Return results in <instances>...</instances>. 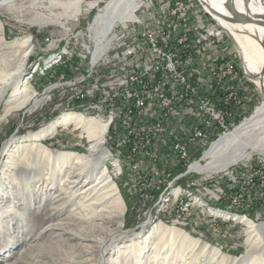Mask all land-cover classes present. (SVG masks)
<instances>
[{
	"label": "rangeland",
	"instance_id": "1",
	"mask_svg": "<svg viewBox=\"0 0 264 264\" xmlns=\"http://www.w3.org/2000/svg\"><path fill=\"white\" fill-rule=\"evenodd\" d=\"M109 1L15 0L0 4V75H12L17 72L21 63L24 64L15 86L6 91L0 103V114L8 103L17 104L25 97L13 95L17 86L23 87L26 84L30 97L28 103L0 121V264H75L78 261L83 264H99L96 252L101 242L106 240V236L113 233L103 254L106 263L111 254H117L119 247L132 244L136 247L130 249L137 250L138 244L145 241L146 236L153 231L154 225L160 221L192 239L209 243L210 249H217L219 254L199 253L201 249L189 252L186 248L188 244L185 245L187 241L180 243L182 247H177L175 255L179 260H175L174 255H169L170 242L167 241L164 250L154 258L155 261L158 260L155 264H251L254 256L256 264H264V195L257 198L248 197L245 205L230 208L229 195L240 192V186L238 188L237 184H234L222 188L209 181L226 170L239 174L248 170L254 160L264 159V147L249 148L248 157L225 168H214L210 171L201 169V166L212 160L205 158V152L211 145L245 121L256 107L264 102L260 85L261 75L249 72L246 58L247 51L252 52L256 58L260 55L247 43L245 37L240 42L237 41L234 38L236 28H227V20L216 16L220 25L198 0H135L132 15L122 21L123 23L135 26L138 23L133 22L140 19L152 26L156 23H151L152 19H162L164 11L171 8L174 2L184 1L190 6L189 15L192 14L194 18L190 16L184 25L175 22L177 33L185 31L182 34H188L190 38L188 29L191 26L195 32H199L201 27H215L221 31L214 47L199 49L191 46V51H199L191 57L190 63L192 72L202 76V93L221 96L216 87L223 82L216 74V67L228 60L233 61V58L239 60L248 81L246 83L239 73L241 80L234 77L222 84L227 88L230 85L236 88L233 92V104L230 103L233 111L227 130H208L201 142L206 147L203 145L200 150L198 140H191L192 152H196V159L201 158L200 164L191 168L194 172L192 178L197 182L195 188L186 187L183 183H176V186L171 187L164 186V191L158 199H152L149 192L153 187L149 186L159 188L163 185V180L167 178L165 170L160 171V180H155V183L138 184L137 172L147 174L149 170L144 166L136 171L129 166L128 144L123 141L125 136H122L121 124L117 123L112 129L109 110H102V114H97L86 109L69 107V75L80 73L81 69L91 70L90 57L99 52V43H108L109 37L100 39L93 30L91 32V24L96 14ZM207 3L209 4L208 1ZM212 5L209 9L218 11V8ZM195 10L200 12L195 13ZM195 14H201V20ZM118 23L121 22H115ZM172 27L174 29L173 25ZM190 33L193 35L192 31ZM25 38L28 41L24 48L21 43ZM261 67L263 70L262 64ZM67 113L81 114L97 125L105 124L101 139L107 156L98 159L90 180L94 181L102 169H109V178L116 183L118 192L122 195L119 187L121 182L130 199L137 202L139 216L135 227L125 226L127 203L123 195L125 213L121 232L118 230L120 225L116 219L110 224H105L106 226L102 219H86L95 212L88 210L87 195L80 194L76 191L78 187L69 182V174L73 172L75 165L65 162L64 155L54 161L46 155L48 151L69 153L71 156L72 153L86 154L97 141L96 137L88 136L83 126L60 123L59 119ZM187 114L188 121L191 120L190 117H197L196 113ZM11 123H17L22 133L16 130L7 136L6 130ZM54 123L56 125L52 126ZM43 129L47 130L45 137L35 138L34 134ZM180 130H188V123H180ZM262 143L264 137L260 136L257 144ZM159 167L164 168L162 165ZM175 169L176 166L172 172ZM184 179L187 180L188 177ZM220 183L228 184L225 179L220 180ZM143 191L147 193L139 198V193ZM90 192H96L93 196L97 197L102 189L97 187L95 191ZM110 199L107 204L111 210L119 211L120 205ZM179 204L180 207L191 208L192 212L179 216L174 207ZM256 206L257 211L253 212V207ZM100 207L101 205L95 210L98 211ZM73 219L75 227L71 228V231L89 235L88 240L73 238L74 234L69 232V224ZM246 219L255 227H250ZM152 250L147 247L146 252L137 258L138 262L135 264H146ZM125 253L124 257L116 258L117 263L112 264H125ZM180 253H183L182 258L178 256ZM131 263L132 261L128 264ZM151 263L153 261L148 264Z\"/></svg>",
	"mask_w": 264,
	"mask_h": 264
},
{
	"label": "built area",
	"instance_id": "2",
	"mask_svg": "<svg viewBox=\"0 0 264 264\" xmlns=\"http://www.w3.org/2000/svg\"><path fill=\"white\" fill-rule=\"evenodd\" d=\"M189 12V5L176 1L164 11L162 19H152L151 23L156 22L152 26L140 19L133 22L138 23L135 26L126 22L115 24L105 35L109 37L107 45L99 43V52L90 57L91 70L81 69L80 73L69 75V107L97 114L109 110L112 129L121 124L123 141L128 144L129 166L136 171L144 166L149 170L147 174L137 172L138 184L155 183L160 180V171L165 170V187L183 183L194 189L197 182L192 178L191 168L197 167L201 158L196 159V152H192L191 140H198L200 150L208 130L225 131L230 124L233 111L230 103L233 104L236 88L233 85L225 88L222 84L241 77L234 62L228 60L216 67L223 82L216 87L221 98L201 92L202 76L192 72L190 63L199 51H191V46L214 47L221 31L201 27L195 32L191 26L190 38L182 34L185 31L177 33L175 22L184 25L190 16L194 18ZM195 15L201 20V14ZM188 112L196 113L197 117L188 121ZM180 123H188V130H180ZM179 165L182 172L174 176L172 169ZM222 179L228 184L220 183ZM209 181L222 188L237 184L240 192L229 195L230 208L245 205L248 197L264 195V159L254 160L241 174L226 170ZM174 207L179 216L192 212L180 204Z\"/></svg>",
	"mask_w": 264,
	"mask_h": 264
},
{
	"label": "bare ground",
	"instance_id": "3",
	"mask_svg": "<svg viewBox=\"0 0 264 264\" xmlns=\"http://www.w3.org/2000/svg\"><path fill=\"white\" fill-rule=\"evenodd\" d=\"M15 0H2L0 4H6L9 2H13ZM209 2V6H216L218 11L215 13L222 16V14H227L230 10L235 11L238 15H241V23H231L226 22L227 28H236L234 34V38L240 42L242 38L245 37L247 43L253 46L254 51L260 55L256 58L252 52L247 51L246 58L248 59L247 66L250 73L261 75L260 85L264 90V70H262L261 64L264 68V0H206ZM135 0H110L103 9H101L95 16L92 24H91V32L94 31V34H97V37L102 39L107 32L114 26L115 22H122L128 17L132 15L133 10L135 9ZM211 3V4H210ZM208 6V7H209ZM262 20V22H261ZM223 22V21H222ZM28 39L22 40V46L25 48ZM98 44V43H97ZM99 51V50H98ZM23 61V60H22ZM24 64H20V68L18 67L17 72L12 75L2 74L0 75V103L6 93V91L11 87L13 88L17 82L18 75L20 73V69L23 68ZM20 89V90H18ZM13 95L16 96H25L20 102L17 104L10 102L4 108L3 112L0 114V121L8 118L10 114L15 111L17 108L23 107L26 103L29 102L30 97L28 95V87L26 84L22 87V85L17 86L15 88ZM110 113V112H109ZM112 120V114H110ZM59 122L66 125L70 123L77 124V126L84 128V130L88 133V136L96 137V142L92 144L91 150L86 154H73L72 156L69 153L57 152V151H48L46 155L49 156L51 161H54L59 156H66L64 159L67 163H73L75 165V169L73 172L69 174V182L74 184L75 187H78L76 191L80 194L87 195L86 199L88 201V210L89 212H95L92 216L86 217L102 219L104 222V226L112 223L113 221L118 220L119 232L122 231V219L125 213V205L124 199L120 192H118V187L115 182H113L109 178V169H102L98 172L97 176L93 181L90 178L93 176L94 169L98 163V159L103 156H107L106 151L103 147V140L101 139V134L104 132L105 124L97 125L93 120L87 119L83 117L81 114L76 113H67L63 117L59 119ZM56 125L54 123L52 126ZM47 130L43 129L41 132H37L34 134L35 138L41 139L45 137ZM264 137V102H262L256 109L253 111L250 116L245 119L242 123L237 125L231 131L226 132L223 136H221L218 140H216L211 147L206 151L205 158L212 159L207 164L201 166L202 170L210 171L214 168L222 169L232 164L233 162L240 160L242 158L248 157L247 150L251 147H264V143L257 144L259 137ZM36 145V144H35ZM39 145V144H38ZM250 154V153H249ZM222 167V168H221ZM200 169V170H201ZM76 170V171H75ZM80 185V186H79ZM87 185V186H86ZM97 187L102 189V192L97 194V197L93 196L96 192ZM104 191V192H103ZM88 192H90L88 194ZM92 194V195H91ZM90 196V197H89ZM112 199L113 203H117L119 206V211H112L110 206L107 204L108 199ZM107 199V202H106ZM110 199V200H111ZM98 211L95 210L98 206ZM88 216V215H87ZM77 218V217H76ZM96 220V219H95ZM250 227H255L254 224L246 219ZM75 220L69 224V232H72L71 228L75 227ZM106 224V225H105ZM98 225V224H94ZM103 226V227H104ZM74 234V239H79L80 241L88 240L89 235L80 233V232H72ZM113 237V233H109L106 236V240L102 241L100 244V248L97 250V260L99 256V264L105 263L103 260V254L107 249V244ZM153 240V241H151ZM170 244V252L169 255H174L173 258L175 260H179V257H176L175 253L177 251V247L180 246L181 242L185 243L187 250L199 251V253L207 252L213 253V255H218L219 251L217 249H210L211 246L209 243H203L200 240L192 239L189 236L181 233L178 229L171 228L165 225L163 222H158L154 225L153 231L146 236L145 241H142L137 250L130 249L134 245L127 244L124 247H119L117 250V257L114 254H111L108 259H106L105 264L117 263L116 258L124 257V253L126 257L124 258L125 264H128L132 261L131 264H135L137 258L142 253H145V249L148 247L149 249H153L149 254V259L146 264L152 262L151 264H155L158 260H154L157 257L158 253L161 252L163 247H165V242ZM150 242L152 244H150ZM168 245V244H167ZM177 245V246H176ZM184 245V246H185ZM154 246V247H152ZM136 247V246H134ZM167 247V246H166ZM128 249H130L128 251ZM164 250V249H163ZM116 250L113 252L115 253ZM144 255V254H143ZM178 255V254H177ZM183 253H180V258H182ZM224 255V254H223ZM222 257V255H220ZM142 257V256H141ZM224 258V257H223ZM239 259V258H238ZM251 264H256V257L252 258ZM108 261V262H107ZM138 262V261H137ZM144 262V261H139ZM215 262V261H214ZM216 263V262H215ZM75 264H83L81 261L76 262ZM139 264V263H138ZM221 264V263H220Z\"/></svg>",
	"mask_w": 264,
	"mask_h": 264
},
{
	"label": "trees",
	"instance_id": "4",
	"mask_svg": "<svg viewBox=\"0 0 264 264\" xmlns=\"http://www.w3.org/2000/svg\"><path fill=\"white\" fill-rule=\"evenodd\" d=\"M234 61V67L235 70L240 73V75L244 78V80L246 81V83H248L246 76L243 73V69L242 67L239 65V60L237 58H233ZM222 63V61H220V64ZM252 86H254V84H252ZM17 130V132L22 133L21 128L19 127V125L17 123H11V125H9V127L7 128L6 132H7V136L12 135L15 131ZM177 169L173 170V175L177 174V172H179L181 170V166H177ZM131 181H133V179H131ZM179 182H183V180H178ZM119 187L121 190V193L124 197V199L126 200L127 203V212H126V221H125V226L127 227H135L137 225V221H138V216L139 213H137V202H135L134 200L130 199L128 192L126 191V189L123 188V184L120 182L119 183ZM149 187H153L152 190L149 192L151 198L153 199H158V197L160 196V194L163 193L164 191V185H161L159 188L150 185ZM146 191L147 189L144 188ZM146 191L140 192L138 197H142V195H144V193H147ZM257 211V206L256 208L253 207V212Z\"/></svg>",
	"mask_w": 264,
	"mask_h": 264
},
{
	"label": "water",
	"instance_id": "5",
	"mask_svg": "<svg viewBox=\"0 0 264 264\" xmlns=\"http://www.w3.org/2000/svg\"><path fill=\"white\" fill-rule=\"evenodd\" d=\"M200 3H201V5L206 9V11L210 14V15H212V17L216 20V21H218V19L216 18V16H219V14H217V13H215L214 11H211L210 9H209V5H208V3H207V1L206 0H198ZM221 18H223V19H225V20H227V21H229V22H231V23H237V24H239V23H241V15H238L237 13H235V11H232V10H230V12L229 13H227V14H222V16H220ZM261 22H262V20H261ZM218 23H219V21H218ZM220 24V23H219ZM221 25V24H220ZM223 26V25H222ZM224 27V26H223ZM263 70H264V68H263ZM262 88V87H261ZM262 91H263V93H264V90H263V88H262Z\"/></svg>",
	"mask_w": 264,
	"mask_h": 264
},
{
	"label": "crops",
	"instance_id": "6",
	"mask_svg": "<svg viewBox=\"0 0 264 264\" xmlns=\"http://www.w3.org/2000/svg\"><path fill=\"white\" fill-rule=\"evenodd\" d=\"M243 82H241V84H242ZM223 87H225V86H223ZM226 88V87H225ZM220 94V93H219ZM222 95V94H221ZM218 97H221V96H217V99H219Z\"/></svg>",
	"mask_w": 264,
	"mask_h": 264
}]
</instances>
